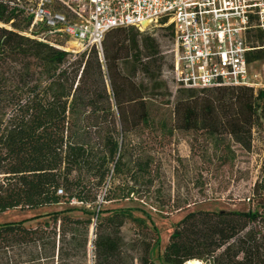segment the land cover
<instances>
[{
	"label": "trees",
	"instance_id": "16d2710c",
	"mask_svg": "<svg viewBox=\"0 0 264 264\" xmlns=\"http://www.w3.org/2000/svg\"><path fill=\"white\" fill-rule=\"evenodd\" d=\"M0 22L12 26L0 27V213L66 205L0 223V264H156L154 246H125L121 227L138 219L98 202L108 176L124 171L121 137L135 121L150 123L146 85L161 87L155 39L148 29L113 28L104 36L102 60L95 48L72 57L23 35L29 18L2 5ZM250 39L264 45L257 29ZM261 60L264 48L247 56L250 63ZM197 90L210 98L197 103L196 90L182 88L185 97L174 106L178 127L223 130L250 149L252 130L264 122V87ZM248 201L245 211L187 213L160 263L264 264V165ZM135 249L137 256L129 254Z\"/></svg>",
	"mask_w": 264,
	"mask_h": 264
},
{
	"label": "rangeland",
	"instance_id": "374dc122",
	"mask_svg": "<svg viewBox=\"0 0 264 264\" xmlns=\"http://www.w3.org/2000/svg\"><path fill=\"white\" fill-rule=\"evenodd\" d=\"M23 25L17 21L18 27ZM167 26H153L146 31L155 39L157 58L162 64L161 87L154 90L152 84L146 85L150 123L135 121L123 134L124 171L108 176L98 198L103 210L125 209L138 219L125 220L121 236L127 248L140 243L154 246L151 258L156 264H161L159 257L169 236L187 213L245 211L252 207L248 197L264 165V122L252 130L250 149H244L223 130L211 135L205 130L178 127L174 106L185 93L171 79L175 41L172 28ZM0 27L12 28L2 22ZM250 73L258 74L260 86L264 87V60L253 62ZM108 90L111 96V89ZM195 90L196 99L192 101L199 103L210 98V92ZM113 193V199L102 200ZM123 195L127 197L121 198ZM65 207L61 203L28 211L9 210L0 213V223ZM71 215L83 216L78 211ZM128 252L137 256L139 250Z\"/></svg>",
	"mask_w": 264,
	"mask_h": 264
},
{
	"label": "built area",
	"instance_id": "2783aa9c",
	"mask_svg": "<svg viewBox=\"0 0 264 264\" xmlns=\"http://www.w3.org/2000/svg\"><path fill=\"white\" fill-rule=\"evenodd\" d=\"M0 5L29 18L23 35L72 57L95 48L102 60L104 36L113 28L171 25L175 86L261 85L247 56L264 48L250 39L255 29L264 37V0H0Z\"/></svg>",
	"mask_w": 264,
	"mask_h": 264
},
{
	"label": "bare ground",
	"instance_id": "6f19581e",
	"mask_svg": "<svg viewBox=\"0 0 264 264\" xmlns=\"http://www.w3.org/2000/svg\"><path fill=\"white\" fill-rule=\"evenodd\" d=\"M190 264H201L202 262H200L199 260H191L189 261Z\"/></svg>",
	"mask_w": 264,
	"mask_h": 264
},
{
	"label": "water",
	"instance_id": "95a60500",
	"mask_svg": "<svg viewBox=\"0 0 264 264\" xmlns=\"http://www.w3.org/2000/svg\"><path fill=\"white\" fill-rule=\"evenodd\" d=\"M187 264H190V263H189V262H187ZM201 264H203V262H202Z\"/></svg>",
	"mask_w": 264,
	"mask_h": 264
}]
</instances>
